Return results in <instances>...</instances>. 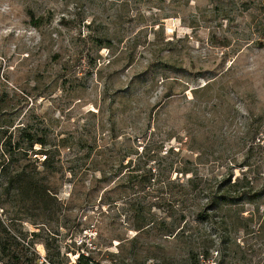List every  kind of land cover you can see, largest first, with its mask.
I'll return each instance as SVG.
<instances>
[{
	"label": "rangeland",
	"instance_id": "374dc122",
	"mask_svg": "<svg viewBox=\"0 0 264 264\" xmlns=\"http://www.w3.org/2000/svg\"><path fill=\"white\" fill-rule=\"evenodd\" d=\"M22 126L46 128L59 173L31 152L22 163L53 198L13 199L0 182V261L195 264L210 228L175 223L198 209L184 168L238 175L263 157L264 0H0V155ZM120 161L152 179L116 176Z\"/></svg>",
	"mask_w": 264,
	"mask_h": 264
},
{
	"label": "trees",
	"instance_id": "16d2710c",
	"mask_svg": "<svg viewBox=\"0 0 264 264\" xmlns=\"http://www.w3.org/2000/svg\"><path fill=\"white\" fill-rule=\"evenodd\" d=\"M19 132L16 143L9 140L1 151L0 182H3L7 195H11L10 198L13 199L27 194H32L35 198H53L52 194L55 192L44 185L47 177L42 172H30L22 163L24 159L33 161L32 157H29L32 152L34 155L45 157L42 166L47 174L55 176L59 173L55 167V155L52 154L46 128L34 130L31 126H22L19 127ZM63 145L72 149L68 143ZM37 146L40 150L34 151ZM258 146L263 153L261 163H251L253 156H250L249 152L244 168L238 175L234 165L212 164L207 174H201L197 167L194 170L184 168L182 174H191V177L180 182V193L183 196L190 195L198 201V209L194 219L184 222L182 216L175 223L181 228L179 232H183V235L189 231L190 225L195 223L208 225L210 228L207 242L198 252L191 253V260L195 264L200 256L208 259L212 255L219 256V264H264V138L259 141ZM80 148L91 149L86 143ZM90 153L88 152L85 158H89ZM34 159L35 162L38 161L37 157ZM121 163L118 162L114 168V174L121 178L127 176L129 183L143 185L146 184L147 178L152 179L149 174L140 173L138 166L125 167ZM123 168L128 170L124 172ZM100 172L102 178L99 182L107 181L110 174L106 170ZM132 209L141 217L137 225L138 230L152 225L147 218L151 206L138 203L134 204ZM183 223L184 226H180ZM85 245L86 242L83 243V246ZM46 248H51L48 242ZM95 249H99V246L96 245ZM7 251L6 247L0 248V255L6 254ZM12 255V264H31L28 259L21 261L16 254ZM76 264H102V261L80 255Z\"/></svg>",
	"mask_w": 264,
	"mask_h": 264
},
{
	"label": "built area",
	"instance_id": "2783aa9c",
	"mask_svg": "<svg viewBox=\"0 0 264 264\" xmlns=\"http://www.w3.org/2000/svg\"><path fill=\"white\" fill-rule=\"evenodd\" d=\"M0 264H5L4 262L0 261ZM38 264H53L50 259L46 256H40L38 259ZM201 264H217L215 262H208V263H201Z\"/></svg>",
	"mask_w": 264,
	"mask_h": 264
}]
</instances>
